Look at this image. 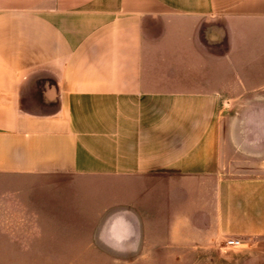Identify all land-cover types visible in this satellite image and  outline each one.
I'll return each instance as SVG.
<instances>
[{
	"label": "crops",
	"instance_id": "crops-1",
	"mask_svg": "<svg viewBox=\"0 0 264 264\" xmlns=\"http://www.w3.org/2000/svg\"><path fill=\"white\" fill-rule=\"evenodd\" d=\"M238 91L253 128L223 143ZM261 92L264 0H0V172L195 175L202 231L250 245L264 239Z\"/></svg>",
	"mask_w": 264,
	"mask_h": 264
},
{
	"label": "rangeland",
	"instance_id": "rangeland-1",
	"mask_svg": "<svg viewBox=\"0 0 264 264\" xmlns=\"http://www.w3.org/2000/svg\"><path fill=\"white\" fill-rule=\"evenodd\" d=\"M229 95L223 143L253 128L243 93ZM234 142L240 159L247 147ZM255 143L264 149V139ZM208 191L195 175L174 173L0 172V264H264V239L230 245L240 237L202 231Z\"/></svg>",
	"mask_w": 264,
	"mask_h": 264
},
{
	"label": "built area",
	"instance_id": "built-area-1",
	"mask_svg": "<svg viewBox=\"0 0 264 264\" xmlns=\"http://www.w3.org/2000/svg\"><path fill=\"white\" fill-rule=\"evenodd\" d=\"M228 243L230 245H239V244H241V239H229Z\"/></svg>",
	"mask_w": 264,
	"mask_h": 264
}]
</instances>
